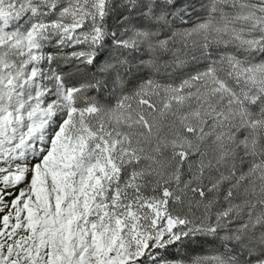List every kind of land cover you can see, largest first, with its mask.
Listing matches in <instances>:
<instances>
[{
    "label": "snow or ice",
    "instance_id": "1",
    "mask_svg": "<svg viewBox=\"0 0 264 264\" xmlns=\"http://www.w3.org/2000/svg\"><path fill=\"white\" fill-rule=\"evenodd\" d=\"M0 264H264V0H0Z\"/></svg>",
    "mask_w": 264,
    "mask_h": 264
},
{
    "label": "trees",
    "instance_id": "2",
    "mask_svg": "<svg viewBox=\"0 0 264 264\" xmlns=\"http://www.w3.org/2000/svg\"><path fill=\"white\" fill-rule=\"evenodd\" d=\"M199 11V9L197 10ZM193 19H195V15L193 16ZM71 79L73 83H81V82H86L90 79H92V72L95 70H80L77 71L76 69H71ZM209 153L212 152V147L209 145L208 147ZM212 249L211 245L205 246V250L203 254H210Z\"/></svg>",
    "mask_w": 264,
    "mask_h": 264
}]
</instances>
